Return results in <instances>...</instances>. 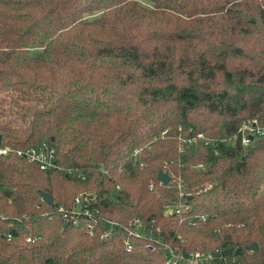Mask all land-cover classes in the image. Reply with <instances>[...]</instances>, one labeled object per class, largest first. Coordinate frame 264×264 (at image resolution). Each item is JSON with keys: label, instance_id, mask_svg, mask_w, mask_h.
I'll return each instance as SVG.
<instances>
[{"label": "trees", "instance_id": "trees-1", "mask_svg": "<svg viewBox=\"0 0 264 264\" xmlns=\"http://www.w3.org/2000/svg\"><path fill=\"white\" fill-rule=\"evenodd\" d=\"M145 1L0 0L2 145L76 171L0 154V264H166L164 243L264 264V137L188 142L264 124V0ZM81 193L116 232L66 217Z\"/></svg>", "mask_w": 264, "mask_h": 264}, {"label": "built area", "instance_id": "built-area-1", "mask_svg": "<svg viewBox=\"0 0 264 264\" xmlns=\"http://www.w3.org/2000/svg\"><path fill=\"white\" fill-rule=\"evenodd\" d=\"M261 137H264V124L258 118H252L242 122L236 133L229 137L221 139L211 138L207 137L203 133H200L197 136L189 139L188 142L190 144H194L200 141L209 146H215L220 142H240L245 147H251ZM12 152L16 153L20 157L26 158L27 160L38 164L42 170L61 169L66 171L68 174H76L74 169L63 168L57 163L56 148L48 141H44L37 145H30L26 148L17 149L3 146L1 143L0 154L9 155ZM160 183L163 184L164 182L161 180ZM178 187L181 189V185H178ZM151 188H153V185ZM93 200L94 196H91L90 193L79 194L75 199V205L72 209V212L70 215L66 214V217L75 219L74 222L77 223L80 216H85L89 221V231L92 234L95 232V226L99 222H103V226L105 227L103 236L107 238L116 232L117 228L120 227V223L111 219L104 220L101 217L100 209L98 207L91 206ZM188 208V205L181 203L174 209V212L181 217L183 211L188 210ZM60 211H64V208L61 207ZM168 211V213H170L173 210L169 208ZM201 219H205V216H201ZM143 227V221L137 218L133 219L130 223V226L126 229L129 234L140 235L142 233ZM9 238L11 239V236ZM125 243L131 247V240L129 238L125 239ZM163 250L166 264H231L230 261H236V258L233 255L231 256L230 253L223 248L186 250L180 246H170L164 243Z\"/></svg>", "mask_w": 264, "mask_h": 264}, {"label": "water", "instance_id": "water-1", "mask_svg": "<svg viewBox=\"0 0 264 264\" xmlns=\"http://www.w3.org/2000/svg\"><path fill=\"white\" fill-rule=\"evenodd\" d=\"M1 143H2V136L0 135V145H1ZM159 178L166 184H168L170 182V180H171L170 176L168 174H166V173H163V172L160 173ZM44 196H45L46 200L50 204L54 203V200H53V198L50 195L45 194ZM168 212L169 211L167 209V213ZM249 249L252 250V251H256V250L259 249V244L257 242H255V243H253L252 245L249 246Z\"/></svg>", "mask_w": 264, "mask_h": 264}, {"label": "rangeland", "instance_id": "rangeland-1", "mask_svg": "<svg viewBox=\"0 0 264 264\" xmlns=\"http://www.w3.org/2000/svg\"><path fill=\"white\" fill-rule=\"evenodd\" d=\"M144 2H146L145 0H143ZM93 17V16H92Z\"/></svg>", "mask_w": 264, "mask_h": 264}]
</instances>
